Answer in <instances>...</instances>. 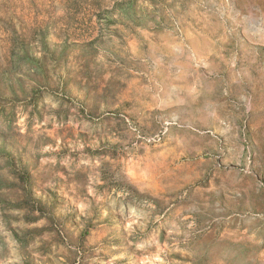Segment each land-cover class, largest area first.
<instances>
[{
    "label": "rangeland",
    "instance_id": "1",
    "mask_svg": "<svg viewBox=\"0 0 264 264\" xmlns=\"http://www.w3.org/2000/svg\"><path fill=\"white\" fill-rule=\"evenodd\" d=\"M0 264H264V0H0Z\"/></svg>",
    "mask_w": 264,
    "mask_h": 264
}]
</instances>
